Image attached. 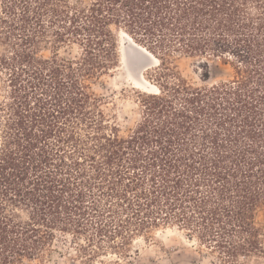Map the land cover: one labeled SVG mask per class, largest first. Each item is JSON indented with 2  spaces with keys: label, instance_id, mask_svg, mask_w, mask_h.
Wrapping results in <instances>:
<instances>
[{
  "label": "trees",
  "instance_id": "16d2710c",
  "mask_svg": "<svg viewBox=\"0 0 264 264\" xmlns=\"http://www.w3.org/2000/svg\"><path fill=\"white\" fill-rule=\"evenodd\" d=\"M122 34L157 60L126 134L93 91ZM176 56L230 76L195 85ZM0 83V264H51L56 243L132 264L167 229L264 260V0H0Z\"/></svg>",
  "mask_w": 264,
  "mask_h": 264
},
{
  "label": "rangeland",
  "instance_id": "374dc122",
  "mask_svg": "<svg viewBox=\"0 0 264 264\" xmlns=\"http://www.w3.org/2000/svg\"><path fill=\"white\" fill-rule=\"evenodd\" d=\"M120 41L118 35V49ZM123 42H121V47ZM174 65L184 78L195 85H202L201 77L206 74L209 76L207 84L226 80L230 76L229 68L222 65L218 60L176 56ZM153 68L155 67L149 68L144 73L148 83L150 82L146 74ZM150 84L152 85V83ZM93 91L97 96L103 98L101 109L110 122L119 125L122 134H126L139 121L141 112L139 95L147 93L135 87L134 81L122 61L121 68L119 67L113 76L102 78L97 82L93 86ZM2 96V85L0 83V101ZM258 219L264 229V210L260 213ZM55 245L58 249L62 248V255L54 254L51 264H80L78 253L71 249V246L66 245L63 247L60 243ZM134 250L137 251L138 256L133 254L132 264H220L215 258L203 251L201 252L196 243L190 242L183 234L172 229L156 232L151 241L136 240L132 244V251ZM115 260L114 257H101L95 261V264H101V262L110 264ZM238 264H264V260L241 259Z\"/></svg>",
  "mask_w": 264,
  "mask_h": 264
},
{
  "label": "bare ground",
  "instance_id": "6f19581e",
  "mask_svg": "<svg viewBox=\"0 0 264 264\" xmlns=\"http://www.w3.org/2000/svg\"><path fill=\"white\" fill-rule=\"evenodd\" d=\"M120 37L121 42L124 41L121 48L122 64L125 65L129 75L132 77L135 87L153 91L154 88L144 80L143 74L146 70L155 66L157 60L127 36L122 34Z\"/></svg>",
  "mask_w": 264,
  "mask_h": 264
}]
</instances>
